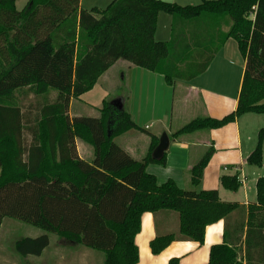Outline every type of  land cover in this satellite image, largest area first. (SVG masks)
<instances>
[{
	"label": "trees",
	"instance_id": "obj_1",
	"mask_svg": "<svg viewBox=\"0 0 264 264\" xmlns=\"http://www.w3.org/2000/svg\"><path fill=\"white\" fill-rule=\"evenodd\" d=\"M16 3L0 0V229L11 218L47 232L17 241L16 252L39 257L50 245L49 234H57L103 253L104 264H138L135 238L145 213L175 212L180 219L178 234L151 242L154 255L175 242L204 245L207 227L236 213L244 222L226 227L224 243L211 248L209 264H264V178L257 184L258 202L248 208L221 202L217 191H184L173 180L159 185L147 172L150 164L167 163L166 154L153 157L157 138L143 162L115 142L139 130L127 110L105 101L98 118H70L71 102L91 92L119 60L163 75L173 86L207 72L230 39L246 61L237 110L223 119H196L172 138L264 114V0L197 6L116 0L100 17L81 9V0H30L22 12ZM161 13L173 18L168 43L155 39ZM23 89L57 97L32 120L15 105ZM76 139L93 147L92 162L79 158ZM263 146L264 128L251 165L262 166ZM213 154L210 148L192 169L193 186L200 184ZM221 183L233 192L242 187L239 176H224Z\"/></svg>",
	"mask_w": 264,
	"mask_h": 264
},
{
	"label": "crops",
	"instance_id": "obj_2",
	"mask_svg": "<svg viewBox=\"0 0 264 264\" xmlns=\"http://www.w3.org/2000/svg\"><path fill=\"white\" fill-rule=\"evenodd\" d=\"M80 6L87 11L94 8H83V0ZM226 30L229 27L226 26ZM157 31L155 39L159 37ZM120 64L123 67L117 69ZM245 69L246 61L240 54L238 43L230 39L215 56L207 72L192 81L177 80L173 86H168L163 75L119 60L99 79L96 86L101 82L105 86L118 89L120 86L116 85L120 82V77L124 80L128 89L124 109L130 113L139 130L127 132L115 142L134 160H145L153 137L160 143L163 135L168 136L170 144L165 152L166 165L147 166V172L157 178L159 185L173 180L184 191H217L221 202L238 203L248 208L258 202L257 184L259 179L264 178V152L261 167L248 162L257 148L259 133L264 128V114H246L221 129L198 131L172 138L173 134L196 119H223L235 112ZM71 106L70 118L81 117L79 112L73 114V103ZM25 112L31 116L29 111ZM76 148L80 159L87 162L94 160V149L91 145L76 139ZM210 148L214 149V154L204 170L200 184L193 186L192 169ZM224 176H239L242 187L237 192L226 190L221 183ZM243 217L234 213L227 221L221 220L208 226L204 245L175 242L161 254L154 255L151 242L158 236L178 234L180 219L175 212L161 211L155 215L145 213L141 219V232L135 238L139 252L138 264H170L173 259H179L180 264H209L211 248L224 243L226 227L232 230L237 223L244 222ZM44 232L27 238H38ZM49 237L50 245L41 256H28L22 260L15 254V259L22 261V264L105 263V255L101 252L57 234H49ZM10 264L18 263L10 261Z\"/></svg>",
	"mask_w": 264,
	"mask_h": 264
},
{
	"label": "rangeland",
	"instance_id": "obj_3",
	"mask_svg": "<svg viewBox=\"0 0 264 264\" xmlns=\"http://www.w3.org/2000/svg\"><path fill=\"white\" fill-rule=\"evenodd\" d=\"M29 1L30 0H17V10L22 12L28 5ZM115 1L116 0H83V8H90L91 6H93L94 8L89 11H97L98 14H96V17H100L99 13L107 10ZM161 1L178 4L180 6H197L202 4L203 2V0ZM160 15L161 16L160 18L158 17L157 23V32L159 34V37L156 40H161L160 42L168 43L172 37V35L169 36V34L171 33V24L173 23L171 21L173 20V18L172 16L165 13H161ZM224 31H228L226 30V26L224 27ZM122 67L123 64H120L117 69H120ZM119 81L120 82L116 85L118 87L120 86V88L118 89L110 88L109 85L105 86L103 83L99 82V84L95 86V88L91 92L85 94L80 99L73 100L71 102V104L73 103V114L79 112L81 117L98 118L100 115L99 109L103 108V103L105 101L111 102L118 110L124 109V102L128 93V89L124 85V80L121 77ZM120 83L122 84L120 85ZM56 97V92H52L47 98H44L37 97L36 95L28 92L27 89H23L22 91L17 93L15 105L21 107L23 112L29 111L31 113L30 117L33 120V117H35V115L39 113L41 107L47 103L54 102ZM71 109L72 106H70V112L72 111ZM29 137H31L30 134L26 133V138L28 139ZM39 232L44 231L18 220H14L11 218L4 219L0 230V264H10V261L12 263L16 262L18 264H22V261H20L19 259H15V254L22 260L24 258L16 252V242L27 237H36ZM43 234H45V232Z\"/></svg>",
	"mask_w": 264,
	"mask_h": 264
},
{
	"label": "water",
	"instance_id": "obj_4",
	"mask_svg": "<svg viewBox=\"0 0 264 264\" xmlns=\"http://www.w3.org/2000/svg\"><path fill=\"white\" fill-rule=\"evenodd\" d=\"M169 144H170V141H169L168 136L166 134L163 135L160 139V143L158 147L154 151V154H153L154 159H157V160L161 159L164 156L165 152L168 150Z\"/></svg>",
	"mask_w": 264,
	"mask_h": 264
}]
</instances>
